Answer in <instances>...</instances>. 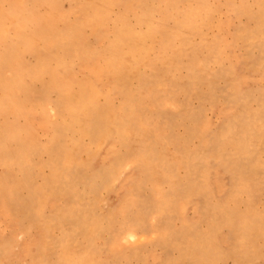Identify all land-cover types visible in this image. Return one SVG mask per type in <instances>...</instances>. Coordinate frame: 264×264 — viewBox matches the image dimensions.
I'll list each match as a JSON object with an SVG mask.
<instances>
[{
  "label": "rangeland",
  "instance_id": "374dc122",
  "mask_svg": "<svg viewBox=\"0 0 264 264\" xmlns=\"http://www.w3.org/2000/svg\"><path fill=\"white\" fill-rule=\"evenodd\" d=\"M103 1L0 0V264H264V0Z\"/></svg>",
  "mask_w": 264,
  "mask_h": 264
},
{
  "label": "bare ground",
  "instance_id": "6f19581e",
  "mask_svg": "<svg viewBox=\"0 0 264 264\" xmlns=\"http://www.w3.org/2000/svg\"><path fill=\"white\" fill-rule=\"evenodd\" d=\"M13 1V0H12ZM35 1V0H34ZM57 1V0H56ZM105 1V0H104ZM104 1H103V3H104ZM110 0H108V2H109ZM135 1V0H134ZM37 2V1H36ZM99 2V1H98ZM107 2V3H108ZM119 2V1H118ZM120 2H121V0H120ZM32 3V2H31ZM57 3V2H56ZM106 3V2H105ZM111 3V2H110ZM125 3H127L126 1H125ZM29 4H30V1H29ZM142 4V3H141ZM25 5V4H24ZM35 6L37 7L38 5H36L35 4ZM60 6V5H59ZM84 6H85V4H84ZM142 6V5H141ZM27 7V6H26ZM29 7V6H28ZM30 7H33L32 5H30ZM29 7V8H30ZM114 7V6H113ZM43 8H45V7H43ZM42 8V6H41V9H43ZM59 8V7H58ZM132 9V8H131ZM141 9V8H140ZM77 10V9H76ZM102 10V9H101ZM100 10V11H101ZM108 10V9H107ZM112 10V9H111ZM128 10V9H127ZM58 11V10H57ZM79 11V10H78ZM39 12H41L40 10H39ZM53 12V11H52ZM11 13V12H10ZM28 13V12H27ZM27 15V14H26ZM4 16V15H3ZM6 17V16H5ZM45 17H47L46 15H45ZM7 18V17H6ZM44 19H47V18H44ZM50 19V18H49ZM120 19V18H119ZM19 20V19H18ZM17 20V23L15 24L16 25V27H17V31H16V34L14 35V37H12V40H14V42L12 43V44H18L21 40L22 41H27V42H29V32H27V30L28 29H26V23H25V21H23L24 19H20L19 21ZM37 21V20H36ZM59 21V20H58ZM27 22V21H26ZM39 22V21H38ZM88 22V21H87ZM40 23V22H39ZM99 23V22H98ZM14 25V26H15ZM13 26V25H12ZM10 28V27H9ZM14 28V27H13ZM15 29V28H14ZM35 32V31H34ZM9 34H10V32H9ZM12 34V33H11ZM98 34V33H97ZM102 34V33H101ZM13 35V34H12ZM50 35V34H49ZM48 35V36H49ZM53 35V34H52ZM48 36H46V37H48ZM51 36V35H50ZM54 36V38H55V40L56 41H58L59 40V38L57 37V36H55V35H53ZM102 36H103V34H102ZM126 36V35H125ZM45 37V38H46ZM116 38V37H115ZM5 39V38H4ZM9 39H11V38H9ZM46 39H48V38H46ZM45 39V40H46ZM51 39H53V38H51ZM117 39V38H116ZM115 39V40H116ZM51 41V40H50ZM27 42H25V43H27ZM5 43V42H4ZM23 43V42H22ZM50 43V42H49ZM60 43V42H59ZM55 44V43H54ZM53 44V45H54ZM116 44V43H115ZM8 46V45H7ZM9 46H11V45H9ZM2 47V46H1ZM54 47V46H53ZM6 48V47H5ZM11 48H7V49H3V50H6V51H4V52H2V53H0V71H1V67H2V69L4 68V66H5V64L8 62V60H9V57H8V54H9V52H11V51H13L14 49L12 48L11 50H10ZM91 57V56H90ZM56 59V58H55ZM57 60V59H56ZM22 63V62H21ZM9 64V63H8ZM20 65V64H19ZM102 65V64H101ZM7 66V65H6ZM27 67H29V66H22L18 71H17V74H20L22 71H24L25 72V74H26V78H28V77H30L31 76V74H30V69H28ZM102 68V67H101ZM104 70V69H103ZM108 70V69H107ZM105 72V71H104ZM17 74H15V75H13L11 78H10V80H9V89H15V87L17 86ZM2 75V74H1ZM3 78H4V76H3ZM6 79V78H5ZM23 79V78H22ZM7 80V79H6ZM102 80V79H101ZM2 81V79H0V86L1 85H3V81ZM25 81H27V79L25 80ZM71 82V81H70ZM68 86V85H67ZM68 87H70V86H68ZM75 87V86H74ZM71 89H72V87H70ZM5 92V91H4ZM61 92H62V90H61ZM2 93V92H1ZM7 95H8V93L7 92H5ZM11 94V93H10ZM78 97V96H77ZM129 97V96H128ZM79 98V97H78ZM78 98H76V100L78 99ZM12 99V98H11ZM90 99V98H89ZM130 100V99H129ZM8 102V101H7ZM77 102H79V101H77ZM129 102V101H128ZM81 103V102H80ZM11 105L12 103L11 102H9L8 103V105ZM92 104V103H91ZM88 105V104H87ZM86 105V106H87ZM3 107L4 106V101H2L1 100V97H0V107ZM61 107V106H60ZM85 108V107H84ZM89 108V107H88ZM88 108H87V110H88ZM96 109V108H95ZM126 109V108H125ZM125 109H123V112H125ZM85 110V109H84ZM91 110H93L92 108H91ZM100 110V109H99ZM107 110H109V109H107ZM82 112H83V109L81 110ZM94 111V110H93ZM22 112V111H21ZM61 112H62V108H61ZM82 112H80L81 114H82ZM89 112V111H88ZM108 112V111H107ZM24 113V112H23ZM87 113V112H86ZM91 113V112H90ZM96 113H98V112H96ZM109 113V112H108ZM64 114H65V111H64ZM80 114V115H81ZM88 114V113H87ZM92 114V113H91ZM94 114V113H93ZM102 114V113H101ZM105 114V113H104ZM80 115H78V116H80ZM84 115H86V114H84ZM83 115V116H84ZM99 115V114H98ZM98 115H97V117H98ZM107 115V114H106ZM28 116V115H27ZM82 116V115H81ZM82 116V117H83ZM96 116V115H95ZM89 119L87 120V123H85V124H87V125H85V134H93V133H95V132H97L99 129H100V126L98 125V124H100V123H94V119L93 118H91V116H90V114H89ZM77 118V117H76ZM87 118V117H86ZM104 118H107V117H104ZM78 120L79 119H81V118H77ZM93 119V120H92ZM29 121V120H28ZM3 122V121H2ZM75 123H76V121H74ZM78 122V121H77ZM110 122V121H109ZM116 122V121H115ZM80 123V122H79ZM71 124V123H70ZM74 124V123H73ZM44 125V124H43ZM105 125V124H104ZM115 125V127H117L116 126V124H114ZM42 126V125H41ZM68 126V125H67ZM71 126V125H70ZM65 127H66V125H65ZM69 127V126H68ZM73 127V126H72ZM71 127V128H72ZM105 127V126H104ZM103 126H102V129L104 128ZM56 128V127H55ZM54 128V129H55ZM63 128V127H62ZM70 128V127H69ZM105 129V128H104ZM117 129V128H116ZM64 130V129H63ZM97 130V131H96ZM0 131L1 132H5L6 131V129H0ZM62 131V130H61ZM65 131V130H64ZM71 131V130H70ZM98 133V132H97ZM6 134V133H5ZM18 134H20V132H18ZM54 137H55V135H54ZM60 137V136H59ZM56 138V137H55ZM55 138H54V141H55ZM60 139H61V137H60ZM57 140V139H56ZM62 141V139L60 140V142ZM56 142V141H55ZM62 143V142H61ZM64 143V142H63ZM53 144H54V142H53ZM57 144V143H56ZM27 145V144H26ZM51 145V144H50ZM55 145V144H54ZM249 145V144H248ZM57 146V145H56ZM42 147V146H41ZM46 147V146H45ZM247 147V146H246ZM47 148V147H46ZM73 148V147H72ZM38 149V148H37ZM48 149V148H47ZM51 149V148H50ZM57 149V148H56ZM55 149V150H56ZM27 150V149H26ZM25 150V151H26ZM33 150H35V149H33ZM54 150V151H55ZM21 151V150H20ZM51 151V150H50ZM22 152H24V151H22ZM27 152V151H26ZM53 152V151H52ZM38 153V152H37ZM43 153V152H42ZM147 154H149V158L150 157H154L155 156V152L154 151H152V150H150V151H148V153ZM22 155H24V153L22 154ZM39 155V154H38ZM141 155V154H140ZM143 155V154H142ZM157 155V154H156ZM168 156H170V155H168ZM23 157V156H22ZM27 159L29 160V158H28V153H27ZM31 157V156H30ZM6 158V157H5ZM160 158V157H159ZM21 159H25L24 157L23 158H21ZM168 159V158H167ZM167 159H165V160H167ZM22 160V161H23ZM67 160H69V159H67ZM150 160L151 161H154V158L153 159H151L150 158ZM169 160V159H168ZM71 161V160H70ZM70 161H68V162H70ZM148 161V160H147ZM132 162V161H131ZM66 163V165H67V161L65 162ZM65 163H64V165H65ZM71 164V163H70ZM75 164V163H74ZM27 165V164H26ZM64 167V166H63ZM70 167V166H69ZM63 169H65V168H63ZM67 169V168H66ZM69 169V168H68ZM253 169V168H252ZM58 170V169H57ZM66 171V170H65ZM244 172V171H243ZM59 173V172H58ZM160 173V172H159ZM60 175V174H59ZM64 175V174H63ZM157 175V174H156ZM160 175H162V174H160ZM60 176H62V175H60ZM68 176H71V175H68ZM162 176H164V174L162 175ZM161 176V177H162ZM101 177V176H100ZM165 177H167V176H165ZM2 178V177H1ZM3 179H5V177L3 178ZM60 179V178H59ZM101 179V178H100ZM162 179V178H161ZM164 179H166V178H164ZM92 180V179H91ZM2 182V181H1ZM1 182H0V184H1ZM114 210V209H113ZM111 212V211H110ZM114 212L115 211H113L112 213L114 214ZM254 216H256V215H254ZM253 216V217H254ZM250 219H251V217H250ZM248 220V219H247ZM253 220V219H252ZM255 220V219H254ZM261 221V220H260ZM251 223V222H250ZM259 224H260V222H259ZM258 229V228H257ZM118 231V230H117ZM123 232H125V229H122V230H120L119 231V233H118V235H122L123 234ZM118 237V236H117ZM47 238V237H46ZM51 238V237H50ZM116 238V237H115ZM45 240V239H44ZM52 240V239H51ZM115 241H116V239H115ZM2 249V248H1ZM2 251H3V249H2ZM1 254V253H0ZM3 254V253H2ZM1 254V255H2ZM207 256V255H206Z\"/></svg>",
  "mask_w": 264,
  "mask_h": 264
}]
</instances>
